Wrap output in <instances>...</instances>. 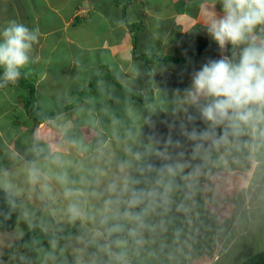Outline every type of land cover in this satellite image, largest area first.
Segmentation results:
<instances>
[{
    "label": "crops",
    "instance_id": "obj_1",
    "mask_svg": "<svg viewBox=\"0 0 264 264\" xmlns=\"http://www.w3.org/2000/svg\"><path fill=\"white\" fill-rule=\"evenodd\" d=\"M213 3L214 0H0V31L12 20L29 28L39 29V40L33 46L32 63L25 76L35 81L38 86L40 81L46 82L39 95L42 94L51 100V107L42 106L37 102L29 113L23 101L11 98L10 94L7 97L8 89L14 88L18 83L8 84L0 87V106L5 104L0 113L7 115L10 110V113L16 110L24 116L25 113L29 115L35 111L44 113L46 109H58L63 104L62 109L46 121H35L33 126L31 116L24 117L23 123L19 121L20 128L23 129L18 132L24 137L22 143L29 141L31 144L34 138L36 145L42 147L41 150L36 149V146L31 149V160L35 162L41 157H46L49 149L67 152L66 150L71 148L77 153L73 142L82 146L94 144L93 148L88 149L94 151L101 145L113 147V143L108 144L112 139L106 133L111 124L103 125L101 122L111 111L109 104L112 103V98L122 102L123 112L133 104L147 111V98L152 100L164 96L165 93L168 96V104L159 109L157 116L168 115L169 118L176 114V108L170 113V99H180L179 106L177 105L179 109L182 105L183 89L190 84L191 72L198 70L208 59H218V56H221L219 46L214 41L208 43L215 50V57L209 53H191V47L198 34L207 40L211 39L201 24L205 12L213 7ZM215 10L217 13L221 12L219 3L216 4ZM134 23L140 25L138 32L143 35L138 39L155 41L150 43L151 45L143 44L139 53L136 52L139 43L135 41L132 27ZM156 24H162L163 27L159 28ZM154 49L158 59L169 55L178 62L175 63L172 59L165 64L161 61L145 60L143 56ZM39 71L40 81L37 79ZM105 71L108 72L104 73ZM123 86L139 88L149 95L145 100L133 98L130 103L129 98L132 97ZM80 100L82 102L78 107L76 103ZM20 109L22 111H19ZM77 110H84L85 115H79ZM190 111L194 112L192 109ZM175 114L173 117H176ZM85 116L90 121L94 119L96 124L90 126L89 120H83ZM2 133L0 128V135ZM245 139L248 140V137H241L242 142ZM0 140L6 139L0 136ZM185 140L184 138L183 143L187 142ZM11 145V142H8L4 151L12 150V157L17 156L18 150ZM243 147V143H240L231 146L227 152L224 149L219 153L213 152L206 164L200 159L192 160L191 152L187 153L192 165H199L198 162L203 164L202 177L198 179V184L201 185L206 182L205 178L219 176L218 169L221 165H217V161L226 160L224 164L228 169L221 176L227 177L224 183L230 186L229 194L235 196H226L231 198L229 200L221 201L215 197L214 200L207 201L206 194L203 195L200 193L201 189L198 190V203L196 206L192 204L191 212L182 223L184 225L178 224V227L187 232L188 238L180 240L178 250H168L167 254L160 252V256L148 259L146 264H241L248 258L244 256L249 252L256 254L264 250V149L257 152V155L254 153L255 158L251 163V158H243L244 153L239 151H244ZM94 157L96 158L95 155ZM206 175L209 176L205 177ZM243 191L254 206L236 218L234 210L237 207H233L232 203L240 204V199H244ZM243 223L248 228L243 230L244 234L237 236L235 232ZM221 227L227 228L228 236L233 234L234 239L227 246L225 238L220 239V232L223 230ZM186 228H191L194 232L191 237L189 229ZM248 237H253V240H246ZM234 240L236 242L232 243ZM167 242L168 246L173 245L172 237ZM196 243L199 245L196 246ZM238 243L242 244L241 249L245 250L239 256L234 255L232 251L237 249ZM194 246L198 251L192 253L191 248ZM157 248L159 249V246ZM247 250L250 251L245 253ZM160 257L162 260H159Z\"/></svg>",
    "mask_w": 264,
    "mask_h": 264
},
{
    "label": "clouds",
    "instance_id": "obj_2",
    "mask_svg": "<svg viewBox=\"0 0 264 264\" xmlns=\"http://www.w3.org/2000/svg\"><path fill=\"white\" fill-rule=\"evenodd\" d=\"M217 3L220 13L215 10ZM201 26L219 46L221 56L194 69L182 92L185 118L179 132L191 142V159L206 164L213 152H227L240 143L259 152L264 149V0H214ZM39 35L38 28L16 20L0 31V87L15 84L22 72L27 74ZM197 120L203 128L196 126ZM245 136L248 140L242 142ZM166 144L182 146L171 137ZM73 145L82 155L87 151L76 142ZM105 147L97 148L96 159L107 167L89 170L91 179L82 176L81 187H75L77 181L69 177L68 162L60 155L46 158L54 171L32 162L27 168L28 180L40 185L42 197H51L49 182L55 180L67 201L63 216L69 223L85 226L71 245L72 264H146L157 258L153 245L169 231L174 214L187 217L191 212L203 164L192 165L183 159V151L160 154L164 162L159 166L149 162L146 153L130 148L123 159L115 154L106 158ZM0 186L10 197L18 194L11 183ZM9 203L16 206L12 199ZM182 233V227L172 228L174 245H179ZM165 246L161 244V251ZM49 247L43 253L44 264H57L68 246L59 247L53 238Z\"/></svg>",
    "mask_w": 264,
    "mask_h": 264
},
{
    "label": "rangeland",
    "instance_id": "obj_3",
    "mask_svg": "<svg viewBox=\"0 0 264 264\" xmlns=\"http://www.w3.org/2000/svg\"><path fill=\"white\" fill-rule=\"evenodd\" d=\"M133 23V22H132ZM134 27L135 32V41L137 40L139 43V46L137 47L136 52L139 53L140 49L143 48V44H150L154 43L155 41L153 39L146 40V39H138L139 37H142L143 35L138 32V29L140 28V25L138 23L132 24ZM157 27L162 28V24H156ZM139 33V35H138ZM207 40V39H206ZM208 42H213L212 39H208ZM188 43V38H187ZM151 45V44H150ZM141 47V48H140ZM219 49V47H218ZM155 50V51H154ZM152 50V52L146 53L143 57L145 60L150 62L157 61L156 58L158 57L156 49ZM169 56V55H168ZM175 57V56H174ZM220 55L218 56V58ZM162 60V59H161ZM172 61V59H169ZM165 60V64L170 61ZM162 62V61H161ZM173 62L176 63V61L173 60ZM178 62V61H177ZM149 66V65H148ZM108 71H105L104 73H107ZM114 73V72H112ZM17 81V85L12 88L10 87L7 92V97L11 96V98H17L18 100L23 101L24 105H36L37 102L40 103L42 106H49L50 101L47 97L44 95H39L41 93V89L46 85V82L40 81V71L37 76V79L41 82V84L38 86L36 85L35 81L29 79L25 75ZM113 75H111L112 79ZM93 86V85H92ZM122 88V87H121ZM124 90L127 91V94H129L130 97V103L132 102L133 98L136 100L142 99L145 100V98L149 95L146 91H140V89H136L133 87H124ZM122 88V90H123ZM150 90V87H149ZM31 93L33 95H31ZM4 95V94H3ZM31 95V96H30ZM164 96L159 98H147V101H149V104L145 106L146 108L149 107V110L147 111L143 110L140 106H137L136 104H133L130 109H128L126 112L124 111V107L122 106V102L118 101L117 98H112V103L109 104V107L111 109L110 113L107 115V118L102 119L103 125L111 124V128L106 130L107 136L112 139V141H109L108 144L113 143V147H107L104 149L107 154H115V157L117 158H125V152L127 149H131L133 152L139 151L146 153V159L147 157L154 153L159 146H166V141L169 137H171L172 141H180V139H183L184 137L180 135L179 132V124L182 119L185 118V113L181 110L182 106L178 109L177 105L180 102V99L178 98H171L169 101L171 114L174 112L173 110L176 108L177 111L175 116L171 115L168 118V115L165 117H159L158 111L160 108H163L162 106H166L168 96L163 93ZM71 96V95H70ZM69 96V97H70ZM142 96L144 98H142ZM0 98H2V95H0ZM5 98V97H4ZM92 99V98H89ZM151 100V101H150ZM82 100L78 101L76 105L79 107L81 105ZM5 104H2L0 106V109L3 110L5 108ZM22 105V104H21ZM63 106V104L60 105L58 109L53 108L46 109L44 113L41 112H34L33 114H24L22 115V112H17L16 110L12 113H9L7 115L2 114L0 119V128L2 130L1 137H4L6 140L1 141L0 140V184L4 182L11 183L13 185V190L17 197H19L21 201V215L19 217L18 223L16 227L11 231H0V258L3 259L4 252L12 245H14L18 238L28 231L32 229H37V234L33 237L32 240L25 243L22 247L14 250L8 257L7 260H3L1 264H44V256L43 253L45 251L50 250L49 247V241H47L46 238L49 236H55V239L59 241V247H65L68 246L64 252V256L60 257V259L57 260V264H61V260L66 257L65 264H72V255H71V245L75 242V237L78 236L83 230L85 226H81L79 222H76L75 224L69 223L65 216L62 214L63 208L66 206L67 201L64 200L62 196V189L61 187L55 182V180H50V186L52 188V194L51 197L49 196H43L41 193V188L39 184H32L28 180L27 175V168L28 166L33 162L31 160L32 152L31 149L36 146V149L41 150L42 147L40 145H36L34 138L32 140V143L30 144L29 141L22 143V138H24L22 135H20L19 130H23L20 128V123L25 122L24 117H32V126L34 122H37V119L40 120L44 119V121L54 117L56 114V111H60ZM179 106V105H178ZM185 106V105H184ZM51 107V106H49ZM67 107V106H65ZM77 108V107H76ZM26 110V108H25ZM36 110V109H34ZM19 111H22L21 109ZM84 110H77V113L79 115H85L83 114ZM62 112V111H61ZM21 116V117H20ZM52 116V117H51ZM106 116V115H105ZM154 116L156 118H154ZM18 117V118H17ZM158 117V118H157ZM5 118V119H4ZM17 120V121H15ZM27 120V119H26ZM83 120H89L85 117H83ZM90 121V120H89ZM156 123L157 126H156ZM196 123V122H195ZM90 126H93L96 124L95 120L90 121ZM203 123H199V125L196 124L197 127L202 128ZM189 128L192 126L188 125ZM30 136V135H29ZM9 139V140H8ZM245 139L244 141H246ZM186 141V140H185ZM8 142H11V146L16 147V149L19 151H16L17 156L11 155L12 150L4 151V149L7 147ZM181 147H174L169 146V149L163 153V154H172L175 155L176 153L183 151L185 153L183 159L189 160V157L187 156V153L191 152V142L187 141L185 143L184 140H181ZM25 143L27 145L25 146ZM82 146V145H81ZM119 146V147H117ZM82 147H86L87 151L83 153V155L80 152L75 153L74 150L69 148L65 152L64 150L58 149V150H48L46 153L48 154L46 157H41L35 162L38 163V166H41L45 171H54V167H50L47 164V157H50L52 155H60L62 158L68 162L67 172L71 179L77 181V184L75 187H81L82 185L79 183V180L82 176H86L89 179H91L90 176H88L89 170L94 169L96 167H107V165L94 157L97 156V151L94 150H88L89 148H93L94 144H88L83 145ZM244 151L239 150L240 152H243L244 156L243 158H246L252 163L255 157L254 153L249 150L247 147H243ZM10 153V154H9ZM235 154L237 155V150H235ZM11 155V156H10ZM239 155V154H238ZM257 155V152H256ZM246 156V157H245ZM253 157V158H252ZM242 159V158H241ZM163 161V160H162ZM226 160L219 159L217 161V165H221V168L218 169L219 176L216 177V181H214L215 177H211L209 175H206L205 177H208V179L205 178V183L203 185L198 184L200 181H198L195 185V196H194V203L195 206L198 203L199 198V191L203 195L206 194L207 201L209 200H229L230 197L226 196H232V193H230V186L225 182V179L227 177L221 176L223 173L227 172V167L224 164ZM199 164H202L201 162H198ZM6 164V165H5ZM223 166V167H222ZM208 168V167H207ZM204 168V169H207ZM114 170V169H113ZM185 171H188L186 169ZM203 171V170H202ZM242 174V172H241ZM202 177V176H201ZM199 179V178H198ZM200 186H203V188ZM2 187V186H1ZM199 187V188H198ZM251 189V188H249ZM245 190V188H244ZM204 192V193H203ZM229 194V195H228ZM235 196V195H233ZM232 196V197H233ZM243 197L244 199H240V204H234L232 203L233 207L235 208L234 215L236 218L240 215V213L243 215V213L247 212L251 209V207L254 206V203L251 202L250 199L246 198V195L243 191ZM180 198V194H177L176 199ZM200 199V198H199ZM221 200V201H222ZM91 203H96L95 201H91ZM237 210V211H236ZM187 217L182 213H175L173 217V224L178 227V224H182ZM199 218L197 217V220ZM169 228V231L164 234L163 236L159 237L157 240V243L153 245L154 248L157 249V256H160L161 254H167L168 250H178L179 245H170L168 246L166 243L167 240L169 241L172 237V228ZM184 224H182L183 226ZM242 227L238 229L235 233L237 236H241L240 234H244L243 230H247L248 226H244L245 224H241ZM213 226V225H211ZM244 226V227H243ZM188 227V226H186ZM190 227V226H189ZM222 234H220V239L225 238V244L226 246L232 241L233 234L228 236L229 231L225 227H221ZM189 229L188 233L191 234L194 232L191 231V228ZM238 232V233H237ZM228 236V237H227ZM188 238L187 232L183 230V233L181 235V239ZM194 239V237H192ZM250 238V239H249ZM246 240H253V237H248ZM194 241V240H193ZM236 242L234 240L232 243ZM161 244L166 245L163 247L161 251ZM224 244V245H225ZM239 244V243H238ZM199 245V243H196V246ZM223 245V246H224ZM159 246V249L157 248ZM242 244L237 245V249H232L234 252V255H241L245 250L241 249ZM239 248V249H238ZM192 253H195L198 251L197 248L192 247ZM219 249V248H218ZM250 250H247L245 253H248ZM220 252V251H219ZM253 251L249 252L245 257H250L254 254ZM243 258V259H244ZM159 260H162V257L159 258ZM246 260V259H245ZM243 260V261H245ZM51 264V262H49ZM147 264H158V263H147Z\"/></svg>",
    "mask_w": 264,
    "mask_h": 264
},
{
    "label": "trees",
    "instance_id": "obj_4",
    "mask_svg": "<svg viewBox=\"0 0 264 264\" xmlns=\"http://www.w3.org/2000/svg\"><path fill=\"white\" fill-rule=\"evenodd\" d=\"M191 53L193 55L209 53L214 57L216 55L215 50H213V48L209 45L208 40H206V38H204V36H202L200 34L197 35V39L194 42L193 46L191 47ZM153 58H156L157 61H162V62H164L165 60L168 61L169 59H173L169 56L164 57L162 60L158 59V57H153ZM173 60H175V59H173ZM175 61H178V60H175ZM31 95H33V94H31ZM32 106L33 105H31V104L27 105V109H28L29 113L32 110ZM43 120L44 119H42V120H40L39 118L37 119V121H39V122L43 121ZM200 122L201 121H197L195 124L199 125ZM181 140H184V138L180 139V141ZM169 146H172V145L159 146V148L154 153L150 154L147 157V160L149 162L159 166L161 163L164 162V161H162L160 154H163L166 150H168ZM9 199H12L15 201V205H16L15 207H12L10 205ZM20 206H21V201H20L19 197H17L16 195H12L10 197L9 194L5 192L4 188L0 186V231H11L16 227L18 220H19V217L21 215ZM37 231H39V230L32 229V230L28 231L27 233H25L24 235L20 236L18 238L17 242L14 245L10 246L4 252L3 259L0 258V264L3 260H7L9 255L14 250L22 247L25 243L32 240L33 237L37 234ZM53 238H55V236H49L46 239H47V241H50ZM241 264H264V250L259 251L256 254L248 257Z\"/></svg>",
    "mask_w": 264,
    "mask_h": 264
}]
</instances>
